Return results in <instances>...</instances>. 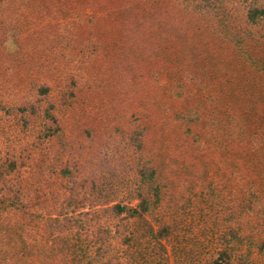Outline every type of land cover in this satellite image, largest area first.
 Masks as SVG:
<instances>
[{
	"label": "rangeland",
	"instance_id": "obj_1",
	"mask_svg": "<svg viewBox=\"0 0 264 264\" xmlns=\"http://www.w3.org/2000/svg\"><path fill=\"white\" fill-rule=\"evenodd\" d=\"M197 5L0 0V189L22 186L33 201L32 215L0 217V264H98L103 251L125 249L109 208L137 204V191L147 187L138 172L149 160L170 188L154 217L178 222L179 264H213L219 245L228 246L232 264H245L246 254L248 264H264L263 209L248 215L244 199L247 155L234 158L244 166L234 177L223 170L209 128L195 142L174 114L186 102L209 106L204 93L225 75L231 83L223 85L235 93L231 111L260 106L248 123L261 129L264 22L246 21V0ZM140 124L137 149L129 134ZM10 156L17 164L8 174ZM52 218L68 220L61 232ZM138 220L128 219L134 229Z\"/></svg>",
	"mask_w": 264,
	"mask_h": 264
},
{
	"label": "trees",
	"instance_id": "obj_2",
	"mask_svg": "<svg viewBox=\"0 0 264 264\" xmlns=\"http://www.w3.org/2000/svg\"><path fill=\"white\" fill-rule=\"evenodd\" d=\"M213 1L214 0H198V5L209 6ZM215 2L217 4L218 0H215ZM246 5V21L248 23L256 24L264 22V0H246ZM139 17L140 16L137 18ZM1 29L2 27L0 26V30ZM7 31H11V29H7L6 32ZM2 35L3 32L1 34L0 31V37H2ZM228 80L230 79L225 75H218L216 79L217 85L214 87L213 93L211 92L209 95L204 93V96L211 100V102L208 103L209 106L204 105L201 107L202 110H198L186 102L187 104L185 106L183 105L180 109H176L174 114L178 118H181L178 124H180L182 130L184 128L186 134L193 135L195 142L202 137V129H206V127L209 128V140L211 144L220 151L218 158L222 162L223 170H229L234 177L238 174H234L236 172L235 170L239 168L238 166H243V164H240L237 159L234 158H241L239 151L244 150L247 155L244 162H246L247 167H251L249 174H246L250 181L248 184L249 187L247 186L245 190L246 196L244 197L246 204H248L247 213L248 215H256L259 211V207H262L264 218V157L257 156L259 152L260 155L264 154V123L261 129L257 130L253 129L248 123L250 111L262 112L263 109H261L260 106H252L251 104L249 107L245 108V112L242 108H235L231 111L232 107L229 103V96L234 99L235 93L230 91L229 88H226L222 83V81L228 82ZM243 81L241 83V92L245 89L244 84L247 83ZM37 89L39 93L45 94L48 91V85L46 83H41L37 85ZM258 89L260 92H256L257 97L264 98V89L259 87ZM177 117L173 116L174 119H177ZM198 124L200 127L196 128L195 125ZM140 125L143 126L142 130L140 127H136L133 129V132L129 134L132 144L134 143L137 149H141V140L146 128L144 124ZM6 164L9 168L6 173L10 174L16 169L17 158L15 156L7 157ZM2 167H0V169ZM138 174L142 177V180L147 183V187H140V190L137 191V197L139 198L137 204L114 203L109 208L114 218L117 219L114 228V236L120 238V245L125 246V249L119 250L121 251L120 253L116 251L114 255L107 253V251H103L98 255V264H172L170 252L175 256V264H179V251L176 247V243H178L177 240H180L178 222H176L175 219H165L158 214L157 217H154V214L160 212L162 206L165 205V200L170 188L164 189L165 183L160 181L157 165H155L152 160L147 161L146 165L141 166ZM231 175L228 176L230 177ZM7 189H0V217L5 213L16 211L32 215L33 201L24 191L23 187L21 186L14 191ZM242 192L244 191L242 190ZM130 218L139 219V229H134L132 227L131 223L128 221ZM49 220L52 221V225L55 226L54 229L58 232L64 229L68 221L64 222L56 218ZM103 232L109 234L110 230L109 228L103 229ZM228 232L231 233V237H236L234 230L229 229ZM133 242H136V245L131 249ZM169 244L170 249L168 248ZM260 245L264 247V239ZM227 247V245L224 248L220 245L217 247L216 253L212 257L213 264H232L233 256L231 253L227 252ZM21 249V254L27 251L25 246ZM246 256L245 264H248L250 254H246ZM0 262L4 263V255L1 249Z\"/></svg>",
	"mask_w": 264,
	"mask_h": 264
}]
</instances>
